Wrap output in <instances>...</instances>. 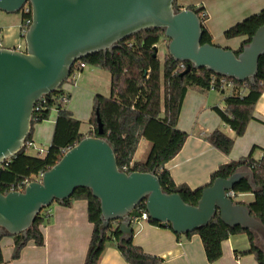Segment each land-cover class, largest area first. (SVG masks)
Returning a JSON list of instances; mask_svg holds the SVG:
<instances>
[{"label": "water", "instance_id": "water-1", "mask_svg": "<svg viewBox=\"0 0 264 264\" xmlns=\"http://www.w3.org/2000/svg\"><path fill=\"white\" fill-rule=\"evenodd\" d=\"M178 0H0V11L21 13L30 5L32 24L24 34L25 49L0 48V166L26 146L35 105L69 79L76 62L98 53H112L140 32L163 30L168 55L192 69L237 82L255 83L264 56V26L241 53L202 44L203 27L191 9L176 10ZM99 134L103 133L99 124ZM251 174L240 171L216 179L197 205L164 192L155 171L126 173L119 169L115 147L94 136L82 140L40 181L22 192H0V239L28 232L43 211L62 204L78 189H89L101 207V236L119 223L126 240L133 238L131 214L143 202L151 220L170 225L176 235L196 232L220 215L222 222L256 233L264 241V225L246 205L230 197L234 187Z\"/></svg>", "mask_w": 264, "mask_h": 264}, {"label": "trees", "instance_id": "trees-1", "mask_svg": "<svg viewBox=\"0 0 264 264\" xmlns=\"http://www.w3.org/2000/svg\"><path fill=\"white\" fill-rule=\"evenodd\" d=\"M174 7L176 10H181L177 2ZM188 8L193 10L201 20L202 44L214 45L212 34L205 25L207 16L204 15L206 14L204 9L197 6ZM21 14L22 29L28 30L24 27V22L27 19H32V15L23 12ZM263 26L264 8L228 28L224 32V37L228 40L245 38L240 49L235 51L236 54H239L244 47L250 44L257 30ZM22 38H24L23 34ZM163 40H166L163 30L143 31L121 43L112 53L107 55L98 53L80 61L86 65L108 71L111 77L110 95H96L94 98L93 112L89 120L91 130L88 136H101L114 145L118 167L121 171L126 173L155 171L164 192L177 193L185 203L190 205H197L203 190L211 186L216 179H228L240 171L249 172L251 179H243L231 192L234 196L232 197L231 193L229 195L234 203L246 205L236 201V197L242 194H253L254 201L246 206L252 217L264 225V155L260 160H255L254 153L258 149L257 147H254L248 156L221 165L211 174L210 182L207 185L195 190L185 184L177 185L166 168V165L180 153L189 136L188 133L178 128L187 92L191 89L203 93L211 91L213 78H215V90L225 95L224 107H216L214 110L221 121L234 132V138L217 129L206 138V141L225 155L232 152L235 138L243 137L249 123L255 119V105L264 91V56L259 60L258 74L254 84H251L250 81L241 83L233 80V88L220 90L222 77L206 69H192L181 76L187 69V64H185V69H180L182 63L175 62L169 55L162 63L158 54L159 47L156 46ZM81 71H78L76 66L73 67L68 80L76 72ZM69 100L70 95L60 87L35 105L32 130L25 148L10 161L0 166L1 193L11 190L24 191L26 184L38 181L41 174L52 169L62 159L65 151L75 147L82 138L88 137L80 132L82 123L74 119L68 110ZM52 109L57 111V118L51 145L45 156L29 155L27 146L32 142L34 125L48 121ZM99 124L102 125L103 133L101 135L98 132ZM143 141L151 148L146 159L138 162L136 158ZM78 200L88 203V218L93 225V233L84 264H99L109 245L116 246L128 264H162L161 258L148 255L142 248L136 246L133 238L126 240L119 231V223H110L104 235L101 236L99 231L101 225L100 202L94 198L91 190L78 189L71 198L65 200L61 205L69 208ZM48 209H43L38 215L26 238L23 235L12 237L14 239V260L20 258L22 250L29 242H35L39 247L44 245V236L40 227L49 223ZM143 212H146L144 202L131 214V217L141 215ZM149 223L172 230L170 225L157 223L150 218ZM241 234L247 235L250 243V249L243 254H252L258 264H264V241L252 231L225 225L219 214L206 227L184 236L190 238L193 235H199L208 263L214 264L222 258L223 243L229 238ZM176 236L181 237V235ZM3 262L0 247V264Z\"/></svg>", "mask_w": 264, "mask_h": 264}, {"label": "crops", "instance_id": "crops-1", "mask_svg": "<svg viewBox=\"0 0 264 264\" xmlns=\"http://www.w3.org/2000/svg\"><path fill=\"white\" fill-rule=\"evenodd\" d=\"M178 5L181 10L187 9L189 6L202 7L207 16L205 25L212 34L213 44L238 51L245 38L228 40L224 37V32L238 22L260 12L264 8V0H212L209 2L201 0L196 4L178 3ZM215 18H218V23H215ZM22 20L21 13L7 14L0 11V42L3 48L25 49V41L22 38ZM106 77L111 82L108 71L87 64L79 76L68 80L62 86V90L70 95L71 102H68L70 103L69 107L67 106L68 110L72 113L73 118L80 121L82 125L89 113L92 115L94 98L99 95L94 92L97 88L94 87L96 85L92 86L91 91L84 89L82 85L88 81H102ZM76 82L80 86L73 90L76 88ZM81 93L86 96L82 118L78 116L80 113L78 108L72 104L73 98ZM109 95L107 94V96ZM224 99L225 95L220 91L211 90L203 93L191 89L187 92L178 128L188 133L189 136L180 153L166 165L177 185L185 184L193 190L207 185L210 182L211 174L221 165L248 156L254 147L258 148L254 153L255 160H260L263 157L264 91L255 105V119L249 123L243 137L235 138L234 148L229 155L223 154L206 141V138L217 129L234 138V132L221 121L214 110L216 107H224ZM56 118L57 111L55 110L54 113L51 111L48 121L34 125L30 150L35 153L31 155H46L52 142ZM82 125L80 132L88 136L91 130L90 125L86 132L82 131ZM40 151L42 154H39ZM136 161L142 162L137 158ZM243 195L253 196V194H242L238 195L235 200L246 205L252 203L248 200L238 199ZM48 212L50 215L49 223L40 227L44 236V245L39 247L31 241L22 250L20 258L14 260V239L3 237L0 240L4 260L2 264L85 263L93 233V225L88 218V203L84 200H78L69 208L55 203L48 209ZM133 240L134 244L142 248L146 254L161 258L162 264H210L206 259L199 235H193L190 238L181 235L178 238L167 227L146 223L139 227L134 226ZM249 249L250 243L247 235L233 236L223 243L222 258L214 264H258L254 255L243 254ZM99 264L128 263L116 246L109 245L106 247Z\"/></svg>", "mask_w": 264, "mask_h": 264}, {"label": "rangeland", "instance_id": "rangeland-1", "mask_svg": "<svg viewBox=\"0 0 264 264\" xmlns=\"http://www.w3.org/2000/svg\"><path fill=\"white\" fill-rule=\"evenodd\" d=\"M200 1L201 0H178L177 3L196 4V3L200 2ZM205 1L209 2V1H212V0H205ZM217 20H218V18H215V23H218ZM168 43L169 42H166V43H163V44L160 43L158 45V47H159L158 54H159V58H160L162 63L164 62L165 58L168 56V49H167ZM79 75H80V72H79L78 76ZM93 85H96L94 87H97V88H95L96 91H94V92H97L99 95H104V96H107V94L109 95V93H110V80L107 77H106L105 80H102V81H98V80L91 81V82L88 81V83H85L82 86L84 87V89H87V90L91 91V88H92ZM79 86H80L79 83L76 82V85H75L76 88H74L73 90H76L77 88H79ZM93 96H94V94L92 95V101H93ZM69 102H71V99H70ZM72 104H73V106L78 108V110L80 112L78 116H81V118H82V116H84L83 112L85 110L84 109V105L86 104V96L84 95V93H81L78 96H75V98H73ZM69 105H70V103L67 104L68 107H69ZM52 111L54 113L55 109H52ZM90 115H91V113H89L87 119H85V121H84V123L82 125V131L83 132H86L89 129V124H88V120L89 119L88 118L90 117ZM150 148H151L150 145H148L145 141H143L142 144L140 145V148H139V151H138V154H137V159L138 160H142V161L145 160L147 155H148V153H149V151H150ZM27 150H28L27 153L29 155L35 153V152L33 153V151L30 150V148L27 149ZM32 156H34V155H32ZM238 199L248 200L249 202H253L254 201V198H253L252 195H249V196L243 195V196H240V198L238 197Z\"/></svg>", "mask_w": 264, "mask_h": 264}, {"label": "built area", "instance_id": "built-area-1", "mask_svg": "<svg viewBox=\"0 0 264 264\" xmlns=\"http://www.w3.org/2000/svg\"><path fill=\"white\" fill-rule=\"evenodd\" d=\"M22 12L23 13H31V7H30V5H25V7L23 8V10H22ZM204 15H206V14H204ZM203 15V16H204ZM32 24V19H27V20H25V22H24V27L25 28H29L30 27V25ZM27 32V30H24V29H22V34H23V36H24V34ZM163 42L164 43H166V42H168L167 40H163ZM156 47H158V46H156ZM0 48H3V45H2V43L0 42ZM77 67L78 68V71L79 70H83V69H85L86 68V64L85 63H82V62H80V61H78V62H76V64L74 65V67ZM180 69H185L186 67H185V64L184 63H182L181 64V66L179 67ZM79 74V72H76L72 77H71V79L73 78V79H75L76 77H77V75ZM214 83H215V78H213L212 79V87H211V90L212 91H217V90H215V88H214ZM220 90H227V89H231V88H233V86H234V81L231 79H227V78H225V77H222L221 78V81H220ZM32 145V143H29L28 144V146H27V148H30V146ZM66 153V151L64 152V154ZM39 154H42V151H40L39 152ZM42 176H43V174H41L40 175V177H39V179H38V181H40L41 180V178H42ZM28 184H26V186H27ZM13 190H11L10 192H12ZM231 196L233 197L234 196V194L233 193H231ZM49 213V212H48ZM149 215H148V213L147 212H143L141 215H135V216H132L131 217V219H132V223H131V225H132V227H133V229H134V226L135 227H139V226H141V225H143V224H146V223H149Z\"/></svg>", "mask_w": 264, "mask_h": 264}]
</instances>
